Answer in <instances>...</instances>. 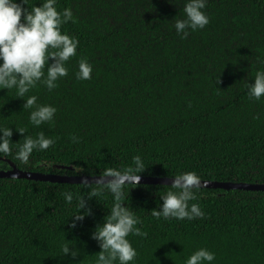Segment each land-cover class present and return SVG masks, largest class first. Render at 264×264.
Listing matches in <instances>:
<instances>
[{
	"label": "trees",
	"instance_id": "obj_1",
	"mask_svg": "<svg viewBox=\"0 0 264 264\" xmlns=\"http://www.w3.org/2000/svg\"><path fill=\"white\" fill-rule=\"evenodd\" d=\"M42 2L26 0L25 7ZM183 3L56 0L58 11L72 12L60 27L76 37V54L51 90L39 81L24 97L0 89V126L13 128L0 170L101 175L139 155L140 176L194 171L201 180L264 183V94H246L264 70V0H206L208 23L187 36L172 19L183 18ZM80 58L92 64L88 79L75 76ZM29 95L56 108L51 120L30 123L35 104L23 107ZM38 132L54 143L27 161L16 158L23 135ZM168 186H124L121 202L144 233L126 237L137 253L129 264H184L200 247L215 254L203 264H264V191L199 188L189 203L203 216L154 217ZM97 187L0 178V264H95L101 249L91 232L113 203L107 189L92 194ZM69 191L70 202L62 195ZM81 197L90 214L70 227ZM66 246L75 257L65 255Z\"/></svg>",
	"mask_w": 264,
	"mask_h": 264
},
{
	"label": "clouds",
	"instance_id": "obj_2",
	"mask_svg": "<svg viewBox=\"0 0 264 264\" xmlns=\"http://www.w3.org/2000/svg\"><path fill=\"white\" fill-rule=\"evenodd\" d=\"M56 0H43L39 6L33 4L25 7L26 0H0V89L15 88L17 97H24L28 89L37 81L49 90L56 87L59 77L67 74L65 62L76 54L78 41L75 36L61 31V25L72 19V12L65 7L58 11ZM206 0H184L183 18L174 19V28L178 34L187 36L188 30L203 28L208 23V16L204 12ZM51 60V62H49ZM264 63V61H262ZM46 65V74H45ZM77 79H88L92 72V64L86 58L78 60ZM43 77V79H41ZM246 94L250 98L260 99L264 94V70H257L253 80L247 84ZM37 97L29 95L24 99L23 107H35L29 113V121L33 125H40L52 119L56 108L49 104H36ZM12 127L0 126V153L10 151V137ZM24 134V128L16 130ZM54 143V139L47 137L43 132L32 136L23 135V142L18 144L15 157L27 161L34 149H46ZM132 164L122 169L106 168L104 172L92 178L82 176L81 183L96 184L98 187L91 190L92 194L107 189L113 194V203L110 211L91 232V238L98 242L101 249L96 253L95 264H129L136 256V249L126 238L129 233L144 235L137 227L139 218L121 201L125 185H137L140 173L145 165L139 155L132 157ZM163 166V165H162ZM171 177V185L160 196L162 203L158 208L150 211L154 217H173L176 219H192L204 215L198 203H189L197 199L196 189L202 185L200 176L194 171H183ZM134 188V187H133ZM65 201H72L73 193H62ZM79 212L70 227L82 220L84 215L90 214L84 197L79 198ZM84 209V212L80 210ZM65 255L75 257V251L70 252L64 247ZM215 254L206 248L200 247L191 252L184 264H203L214 260Z\"/></svg>",
	"mask_w": 264,
	"mask_h": 264
},
{
	"label": "water",
	"instance_id": "obj_3",
	"mask_svg": "<svg viewBox=\"0 0 264 264\" xmlns=\"http://www.w3.org/2000/svg\"><path fill=\"white\" fill-rule=\"evenodd\" d=\"M82 176L88 177L89 181L91 182L92 178L97 177L99 175H86V174L60 175L55 173L26 171L17 168L0 170V178H16V179L23 178L34 181H48V182L70 183V184H82L81 183ZM201 181H202V185L200 188L264 191V183L223 182V181H209V180H201ZM138 184L171 185V177L140 176V180Z\"/></svg>",
	"mask_w": 264,
	"mask_h": 264
}]
</instances>
